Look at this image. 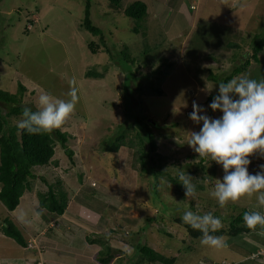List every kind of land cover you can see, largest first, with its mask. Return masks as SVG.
<instances>
[{"label":"rangeland","instance_id":"1","mask_svg":"<svg viewBox=\"0 0 264 264\" xmlns=\"http://www.w3.org/2000/svg\"><path fill=\"white\" fill-rule=\"evenodd\" d=\"M86 1L0 0V89L16 92L22 85V103L35 108L44 92L70 99L72 80L79 96L74 113L58 128L69 135L66 145L72 158L52 132L57 141L54 156L48 165L32 167V190L23 193L12 212L0 202V264L34 263L3 234L1 225L5 217L21 226L32 220L35 230L28 226L22 231H37L42 211L36 193L49 184L68 194L69 230H63L66 249L58 256L38 249L36 236L25 235L26 247L37 251V264H139L140 244L173 257L172 264H264V230L225 233L231 218L243 209L264 214V206L255 196H245L221 208L209 191L216 179L222 180V165L210 157L201 161L187 143L190 132L202 127V122L189 118L193 101L213 118L222 115L207 110V96L217 86L210 76H222L250 56L251 38L264 34V0H140L147 5V15L140 21L123 12L137 0H121L119 8L108 0H88L89 17L101 35L82 26ZM224 6L239 9L228 13ZM134 26L139 30L134 31ZM229 40L238 44L236 58L226 47ZM90 42L96 53L91 52ZM124 48L134 60L125 62ZM259 60L243 75L264 79V47ZM92 71L96 73L87 75ZM164 71L168 74L163 78ZM160 76L163 95H149V86H157ZM129 102L132 112L150 122L163 156L159 170L175 181L165 176L153 180L140 170L137 125H132L126 111ZM19 120L8 117L7 124ZM121 133L119 146L112 145ZM249 159V172L260 171L264 157L257 153ZM178 170L192 176L195 198L185 197ZM186 208L220 217L224 226L212 234L223 236L227 246L202 245V233L195 236L196 230L181 218ZM91 224L96 226L93 232ZM125 249L134 251L129 255Z\"/></svg>","mask_w":264,"mask_h":264},{"label":"clouds","instance_id":"2","mask_svg":"<svg viewBox=\"0 0 264 264\" xmlns=\"http://www.w3.org/2000/svg\"><path fill=\"white\" fill-rule=\"evenodd\" d=\"M69 83L71 87L67 95L70 99L55 98L50 92H44L39 95L35 111L23 106L18 128L29 135L50 133L60 128L74 113L79 101L75 80ZM209 107L213 112L219 110L222 115L213 118L206 114L202 105L192 102L193 110L189 118L196 124L202 122V127L199 131H191L187 142L199 157H210L222 165L223 178L216 179L209 195L217 200L221 208L245 196H255L258 205L264 206V164L255 174L248 169L250 156L258 153L264 157V79L257 81L240 76L220 82L218 94L213 97ZM177 176L185 189V197L195 198L196 185L192 183V176L180 170ZM181 218L185 224L202 233V245L216 248L227 246L223 236L212 234L224 226L223 220L212 212L200 214L186 208ZM243 222L248 229L255 230L259 226L264 230V214L259 211L244 212ZM125 251L130 255L134 249Z\"/></svg>","mask_w":264,"mask_h":264},{"label":"trees","instance_id":"3","mask_svg":"<svg viewBox=\"0 0 264 264\" xmlns=\"http://www.w3.org/2000/svg\"><path fill=\"white\" fill-rule=\"evenodd\" d=\"M108 1L112 7L119 8V3L121 0ZM89 7L90 3L87 0L85 4V14L83 17L82 26H84L88 31H90V33L94 35H101V31L92 23L89 17ZM123 12L126 16L140 21L147 15V6L143 1L137 0L124 8ZM133 29L134 31L139 30L138 26H134ZM88 46L91 49V52L96 53V50L92 47V42H90ZM226 46L228 48L236 47L237 44L233 42H227ZM263 47L264 34L257 33L250 40L249 50L251 51V54L248 58L240 63H235V65L231 66L230 70L222 76L211 74L210 78L217 86L216 90L207 96V101L211 103L213 97L218 94V85L220 82H227L232 78L243 74L249 69L252 63H259V53L262 51ZM121 53L125 62L134 60L129 52H127L126 48H124ZM171 63L172 60L168 62V65ZM129 72L131 71L129 70ZM94 73L96 72H88L87 75H93ZM167 74L168 73L164 71L162 74L163 78ZM162 76L158 78L157 86H149V95H163L164 90L160 84ZM125 79L127 80V78ZM127 82H123L125 88L127 86ZM19 88L20 89H18L16 92L0 89V202L9 212H12L18 206L20 197L26 190H32L29 181V179L33 177V173L31 172L32 167L46 166L51 162L55 153V145L57 141H59L60 146L65 149L70 159L72 158L73 154L72 150L68 149L66 145L69 136L67 132H63L59 129L53 130L52 132L55 134L56 141L52 136V132H44L38 135H29L26 131L18 128L17 124H7L8 117H18L22 119L21 113L23 106L31 107L34 111L36 110L34 106L22 103V85H20ZM138 98L142 97L140 96ZM139 101L144 102L143 98ZM128 104L129 106L126 107L127 115L132 119V125H137L136 135L138 137L139 144L137 150L138 159L140 162V170L148 173L153 178V180L158 176H165L167 179L175 181L173 179L174 177L162 170H159V167L161 166L160 160H162L163 156L157 151L155 137L153 131L150 128V122L146 120L147 117H139L136 115L131 110L130 102ZM140 105L141 104H139V106ZM4 109L5 112H1ZM207 110L208 112H211L210 107H208ZM119 136H121V138L115 140L112 145H118L119 141L123 139L124 133H121ZM145 144L148 145L146 149L144 148ZM203 159L204 157H201V161H204ZM59 181L60 180H58L57 183H61ZM197 187L201 188V186ZM181 188L179 190H183V187ZM36 197L38 199L39 208L55 215L63 214L68 204V194L66 190L60 188L59 186L55 187L52 184L47 185V189L45 191L37 192ZM90 207L93 208L91 205ZM246 211V209H243L240 214L231 218L228 226L229 229L225 233L232 236L241 233L243 230H250L245 227L244 224L239 225L240 223H244L243 213ZM258 227L259 226H257V228ZM1 231L4 235L13 239L19 246H27L28 241L25 239L22 229L12 219L8 217L3 219ZM220 232L221 230L218 233ZM200 233V231L196 230L194 234L197 236ZM136 253L138 254L139 264H143L145 262H161L172 264L174 260L173 257L168 258L147 244H140L137 247ZM136 263L137 261H135V264Z\"/></svg>","mask_w":264,"mask_h":264},{"label":"crops","instance_id":"4","mask_svg":"<svg viewBox=\"0 0 264 264\" xmlns=\"http://www.w3.org/2000/svg\"><path fill=\"white\" fill-rule=\"evenodd\" d=\"M216 1V0H214ZM193 2V1H192ZM224 2V1H223ZM227 2L225 1V4ZM146 4V3H145ZM147 6V5H146ZM221 7V6H220ZM225 9L224 12H238V9H239V6L238 7H234V9L232 8V10H230L231 8H229L227 10V8L224 6L223 7ZM242 18L240 17V22L242 23ZM240 24V23H239ZM238 24V25H239ZM227 42H233L232 40H229ZM235 43V42H233ZM237 44V43H236ZM227 47V46H226ZM228 48V47H227ZM230 49H232L231 51H234V50H237L238 52V44L236 47H230ZM234 58H236L238 56V53L236 54L235 51L232 55ZM232 58V59H234ZM244 74V73H243ZM243 74H240L239 76L237 77H240L242 76ZM244 76V75H243ZM196 85V84H195ZM215 113V112H213ZM221 113V112H220ZM219 113V114H220ZM222 114V113H221ZM214 116V115H212ZM264 161V160H263ZM38 209L40 210L41 212V217L42 218H39L40 219V227L37 226V228H39L37 231H34V232H31L30 231V234H27V233H24V231L26 232V227L30 226L31 229H33V224H34V221L32 222V220H30L28 223L26 224H23L22 226L19 225L17 222H15L22 230H24L22 233L24 235V237L26 238V236H30L32 234V236H36V241H38V249H43L44 252L46 251V249H48V254L50 256H54V254H52V251H55L54 253L56 254V256H58L57 252H60L61 255H63V250L66 249L65 247H63V237L65 236V232L63 230H69V226H68V223L67 221L68 220V216H67V213H66V210L64 211L63 214L61 215H55V214H52V213H48L47 211H45L44 209H41L39 208L38 206ZM67 209V207H66ZM44 212V213H43ZM46 212V213H45ZM46 217V218H44ZM92 222V221H91ZM30 229V230H31ZM91 229H92V232H93V229H96V226L95 224H91ZM35 230V229H33ZM96 231V230H95ZM29 232V231H28ZM38 232V233H37ZM26 235V236H25ZM28 241V239H26ZM32 246V245H31ZM35 247L36 244H34ZM21 247V246H20ZM40 247V248H39ZM24 252L27 254L28 256V260L30 259L32 262H34L33 264H37V258H36V255H37V251L36 249L34 248H27V247H22ZM34 253V254H33ZM30 254H32V256H30ZM80 255V254H79ZM80 257L84 259V256L80 255ZM95 263V262H94ZM96 264V263H95ZM98 264V263H97Z\"/></svg>","mask_w":264,"mask_h":264},{"label":"built area","instance_id":"5","mask_svg":"<svg viewBox=\"0 0 264 264\" xmlns=\"http://www.w3.org/2000/svg\"><path fill=\"white\" fill-rule=\"evenodd\" d=\"M31 245V244H30ZM41 264H43L42 262H41Z\"/></svg>","mask_w":264,"mask_h":264}]
</instances>
